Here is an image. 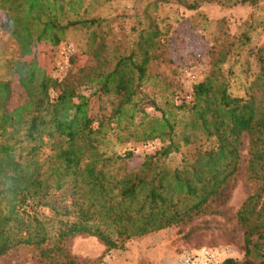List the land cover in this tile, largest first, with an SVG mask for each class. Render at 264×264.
Here are the masks:
<instances>
[{"label":"trees","instance_id":"1","mask_svg":"<svg viewBox=\"0 0 264 264\" xmlns=\"http://www.w3.org/2000/svg\"><path fill=\"white\" fill-rule=\"evenodd\" d=\"M175 1L194 11L207 3L232 8L258 0ZM0 8L8 14L2 27L22 56L41 43L65 40L70 29L96 24L61 22V8L51 0H0ZM144 42L113 63L103 58L84 74L56 79L33 60L16 62L11 78L0 79V258L29 246L44 258L63 255L67 264H78L65 252L76 236L124 250L135 238L223 215L219 208L231 199L247 139L249 178L261 186L235 217L244 258L223 264H264V98L255 95L258 89L264 96V46L257 50L261 75L246 97L231 92L220 67L227 56L220 53L210 75L194 85L191 103L177 104L172 92L161 106L148 84L150 64L162 56L151 51L154 42L143 48ZM84 84L92 88L89 95L80 91ZM117 129L123 143L160 140L162 146L145 156L138 171H128L120 164L132 151H101ZM190 145L197 147L192 164L174 170L164 165Z\"/></svg>","mask_w":264,"mask_h":264},{"label":"rangeland","instance_id":"2","mask_svg":"<svg viewBox=\"0 0 264 264\" xmlns=\"http://www.w3.org/2000/svg\"><path fill=\"white\" fill-rule=\"evenodd\" d=\"M61 8L59 19L66 23L76 20H95L96 24L86 29H70L65 40L44 42L28 55H21L20 47L11 31L3 28L8 14L0 8V79L11 78L12 65L16 62L37 61L47 73L62 79L69 73L84 74L103 58L115 62L119 57L130 54L139 41L143 48L153 42L161 58L150 64L149 75L153 78L148 90L161 106L172 92L177 104L185 95L182 70L192 68L198 82L213 70V60L220 53L227 60L220 64L230 80L231 92L246 97L261 75V62L257 50L264 46V0L253 6L248 4L226 8L218 4H203L191 11L175 0H51ZM246 42V45H242ZM66 45H71L74 54L68 70H62L61 55ZM72 60L74 61L72 63ZM170 86L169 90L166 88ZM261 100L263 93L255 89ZM89 95L88 84L80 87ZM55 97V94H52ZM98 101H93V113L97 112ZM149 112L151 110H148ZM119 130L109 134L101 151L108 155H124L133 152L131 159L120 165L128 171H138L148 154L160 149V140L142 145L121 142ZM124 136V133L121 134ZM196 145L182 147L180 151L165 159L170 169L183 168L195 161ZM249 142L242 148V161L235 178V189L227 204L219 210L223 215H206L186 226H175L160 232L130 240L124 250H108L97 238L76 236L65 244L66 256L75 258L78 264H173L183 252L203 248H216L223 253L224 260L234 258L242 261L244 252L243 231L235 217L246 198L261 186L252 181L248 173ZM41 249L21 246L0 258V264H67L63 255L55 259L44 258Z\"/></svg>","mask_w":264,"mask_h":264},{"label":"built area","instance_id":"3","mask_svg":"<svg viewBox=\"0 0 264 264\" xmlns=\"http://www.w3.org/2000/svg\"><path fill=\"white\" fill-rule=\"evenodd\" d=\"M74 54V49L71 45H66L61 52L64 58V64L61 65L62 70H68L71 57ZM184 78L185 95L179 98L182 104H189L193 101V88L198 83L197 73L192 68H184L182 70ZM223 253L216 248H203L201 250L190 252H183L173 264H223Z\"/></svg>","mask_w":264,"mask_h":264}]
</instances>
